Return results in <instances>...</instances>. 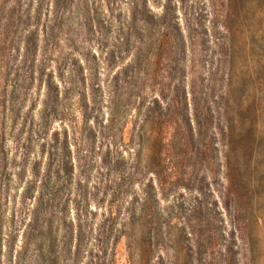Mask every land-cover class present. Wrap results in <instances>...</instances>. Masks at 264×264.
Wrapping results in <instances>:
<instances>
[{"label": "rangeland", "instance_id": "374dc122", "mask_svg": "<svg viewBox=\"0 0 264 264\" xmlns=\"http://www.w3.org/2000/svg\"><path fill=\"white\" fill-rule=\"evenodd\" d=\"M0 264H264V0H0Z\"/></svg>", "mask_w": 264, "mask_h": 264}]
</instances>
